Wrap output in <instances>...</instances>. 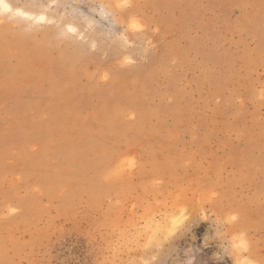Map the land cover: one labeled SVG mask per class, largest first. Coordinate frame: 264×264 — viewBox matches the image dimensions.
<instances>
[{
  "label": "rangeland",
  "instance_id": "1",
  "mask_svg": "<svg viewBox=\"0 0 264 264\" xmlns=\"http://www.w3.org/2000/svg\"><path fill=\"white\" fill-rule=\"evenodd\" d=\"M6 1L0 264H264V0Z\"/></svg>",
  "mask_w": 264,
  "mask_h": 264
},
{
  "label": "bare ground",
  "instance_id": "2",
  "mask_svg": "<svg viewBox=\"0 0 264 264\" xmlns=\"http://www.w3.org/2000/svg\"><path fill=\"white\" fill-rule=\"evenodd\" d=\"M5 5H7V8H5ZM0 8L4 12L12 13V15H17L30 21L32 20L37 22V21H43L45 19L43 15H34L32 13L24 12L19 9H12L10 4L6 0H0ZM8 9H11V11H9Z\"/></svg>",
  "mask_w": 264,
  "mask_h": 264
},
{
  "label": "clouds",
  "instance_id": "3",
  "mask_svg": "<svg viewBox=\"0 0 264 264\" xmlns=\"http://www.w3.org/2000/svg\"><path fill=\"white\" fill-rule=\"evenodd\" d=\"M186 259L184 260L183 264H194V256L191 255V250H187L185 253ZM216 258L220 259V255L216 254Z\"/></svg>",
  "mask_w": 264,
  "mask_h": 264
},
{
  "label": "snow or ice",
  "instance_id": "4",
  "mask_svg": "<svg viewBox=\"0 0 264 264\" xmlns=\"http://www.w3.org/2000/svg\"><path fill=\"white\" fill-rule=\"evenodd\" d=\"M5 8H7V5H5ZM9 11H11V9H8Z\"/></svg>",
  "mask_w": 264,
  "mask_h": 264
}]
</instances>
